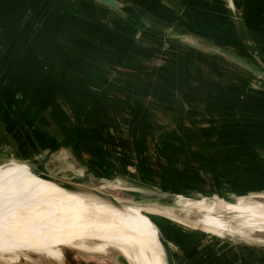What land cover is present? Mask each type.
<instances>
[{
  "label": "rangeland",
  "instance_id": "obj_1",
  "mask_svg": "<svg viewBox=\"0 0 264 264\" xmlns=\"http://www.w3.org/2000/svg\"><path fill=\"white\" fill-rule=\"evenodd\" d=\"M117 1L121 7L115 13L121 18L128 0ZM225 2L240 17L236 4L242 0ZM96 3L0 0V163H26L143 212L169 241L175 264L179 247L195 242L200 248L194 258L204 255L200 261L218 264L228 257L220 254L231 248L243 258L251 253L246 264H264V189L241 187V167L231 168L227 161L239 165L234 147L240 142L234 143V153L228 151L225 118L207 117L213 109L208 113L201 105L212 96L207 93L211 81L225 84L220 76L231 60L219 45L197 34L187 39L177 31L182 25L166 20L153 19L147 34L136 26L139 39L128 46L118 23L92 8ZM255 3L264 7V0ZM104 20L109 36L97 34ZM170 44L187 46L193 54L181 55ZM249 63L264 70L256 59ZM193 86L200 87L195 96L201 101L187 94ZM121 214L148 243L149 257L159 259L140 224ZM193 214L204 222H196ZM210 216L228 230L215 234L205 228L213 221ZM55 218L74 247H60V260L21 250L0 253V264H130L112 246L97 250L100 241L84 243L68 215Z\"/></svg>",
  "mask_w": 264,
  "mask_h": 264
},
{
  "label": "crops",
  "instance_id": "obj_2",
  "mask_svg": "<svg viewBox=\"0 0 264 264\" xmlns=\"http://www.w3.org/2000/svg\"><path fill=\"white\" fill-rule=\"evenodd\" d=\"M125 2L123 11L126 14L121 15V18L116 16L117 9H111L98 3H96L98 4L96 7L93 5L92 8L105 14L109 21L111 19L118 23L121 38L125 40L124 44H128V46L132 45L131 42L139 39L136 26H139L140 30L147 34V31L152 29L153 19H156L157 22L166 20L182 25V28H177V31L185 38L191 39L190 36H196V34L205 37L247 62L255 60L252 57V48H256L264 61V7L260 6L259 3L256 4L255 0H242V3L236 4L241 10L240 17L238 16L239 10L234 12L228 7L225 0H128ZM112 14L114 15L111 16ZM108 23L105 20L98 23L100 28L97 27V34L109 36L108 32L111 31V28H108L110 27ZM140 23L144 24L141 25ZM170 46L175 48L181 55L193 54L192 49L187 46L178 44H170ZM231 61L228 62L229 67L224 71V75L220 76L222 80L224 79L225 84L211 81L207 93L212 96L210 98L205 97V104L201 105L204 106V110L208 107V113L210 110L211 113L213 109L214 114L206 115L207 117L225 118L223 125L225 127L224 139L226 142L231 143V146L228 145L230 148L228 147L227 150L234 153L233 150L236 149L241 155L239 165L236 164V161L227 159L228 166L231 168L241 167V187L255 186L256 189H264V77H259L254 72L249 73V71L237 65L235 61ZM102 73L105 77L106 73ZM80 75L83 76L81 73ZM210 76L212 79L220 80L216 74ZM250 79L255 80L256 84H254L255 81L252 83ZM189 90L187 94H192L194 101H201L195 96L197 94L195 91L201 92L200 87H189ZM180 93L183 94V98H180L182 101L176 99L178 105L180 101L181 104L184 103L185 90ZM172 100H175V97H172ZM214 101L216 102L214 103ZM53 105L54 108L57 107L56 102ZM217 107H220L221 110L217 111ZM27 108L28 106L25 105L22 110L26 112ZM13 115L15 116H13L14 121L20 124L22 121L20 116ZM22 115H24L23 112ZM150 116L153 118V113H150ZM6 120L9 123L11 121L8 118ZM30 120L31 123L35 121V119ZM44 123L46 126L49 125V122L44 121ZM54 124H57V121L54 120ZM214 125L220 126L217 123ZM37 130L39 129L37 128ZM1 132L2 128L0 126V136L2 135ZM2 138L1 141H3ZM6 138L8 139L7 135ZM238 142H240L238 149L237 146L233 149L234 143ZM3 154L4 152L0 151L1 159ZM217 219L212 218L213 221H211L216 224L214 225L216 229L220 226V230H228L225 225L222 226L220 223L217 226ZM205 228L214 227L205 226ZM213 233L216 234L217 231H213ZM199 248L196 242L186 248L180 246L176 264H215L216 259L200 261L201 258H204L202 254L201 257L194 258V255L199 252ZM230 252L231 248H227L224 253H221L220 257L225 255H228V257L218 264H246V259L251 254L247 253L243 258L242 253L239 255V252Z\"/></svg>",
  "mask_w": 264,
  "mask_h": 264
},
{
  "label": "bare ground",
  "instance_id": "obj_3",
  "mask_svg": "<svg viewBox=\"0 0 264 264\" xmlns=\"http://www.w3.org/2000/svg\"><path fill=\"white\" fill-rule=\"evenodd\" d=\"M121 213L132 216L140 224L159 259L154 261L149 257L148 243L144 245ZM57 215H68L79 226L84 243L85 240L100 241L95 246L97 250L112 246L126 256L130 264H165L157 238L161 231L143 212L113 203L91 189L66 190L54 181L38 177L26 163L8 160L0 164V253L29 250L60 260V247H74L55 218ZM191 216L198 223L204 222L196 214ZM214 225L211 222L209 226L214 228L209 229L224 230Z\"/></svg>",
  "mask_w": 264,
  "mask_h": 264
},
{
  "label": "water",
  "instance_id": "obj_4",
  "mask_svg": "<svg viewBox=\"0 0 264 264\" xmlns=\"http://www.w3.org/2000/svg\"><path fill=\"white\" fill-rule=\"evenodd\" d=\"M94 1L97 2V3H100L102 5H105V6L109 7V8H112V9H118L119 7H121L120 2L117 1V0H94ZM185 42H188V41H185ZM187 45H189L191 47H194V48H199L198 45H196L195 43H192V42H188ZM253 49L254 48H252V51L254 53L255 59L257 60V62L260 65H262L264 67V61L259 57V55L256 54V51H254ZM220 51L225 56H227L230 60H233L236 63L244 64L247 67H249V69H251L254 73H256L259 77H264V70H263V68H256L255 66H253L249 62L240 59L236 55H234V54L226 51L223 48H220ZM4 162H6V161H4ZM4 162H1V163H4ZM31 168H32V172L34 174H36L38 177H40L42 179H45V180L54 181L60 187L66 189V190L78 191L80 188H85V187H79L77 185H73L71 183H68V182L59 180V179L51 176L50 174H48L46 172L37 171L33 167H31ZM86 189H91V188H86ZM91 190H94L98 195H105L107 197V199L110 200L113 203H118V200H116L113 196H111L109 194H104V193H102V192H100L98 190H95V189H91ZM157 238H158V241H159V243H160V245H161V247L163 249V252H164L165 264H175V260H174L173 253H172V248H171V245H170L169 241L164 237L163 233H160L159 231H158V234H157Z\"/></svg>",
  "mask_w": 264,
  "mask_h": 264
}]
</instances>
